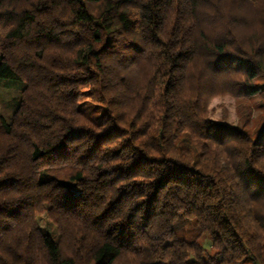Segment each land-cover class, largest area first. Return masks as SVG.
Segmentation results:
<instances>
[{"label":"trees","instance_id":"trees-1","mask_svg":"<svg viewBox=\"0 0 264 264\" xmlns=\"http://www.w3.org/2000/svg\"><path fill=\"white\" fill-rule=\"evenodd\" d=\"M259 79L264 0H0V264H264Z\"/></svg>","mask_w":264,"mask_h":264},{"label":"rangeland","instance_id":"rangeland-1","mask_svg":"<svg viewBox=\"0 0 264 264\" xmlns=\"http://www.w3.org/2000/svg\"><path fill=\"white\" fill-rule=\"evenodd\" d=\"M255 83L261 85L264 80L259 79ZM19 100V91L0 88V114L5 116L8 121L11 120ZM85 110L94 119L100 114L98 108L92 104L86 105ZM208 118L214 123L238 127L254 135L264 124V91L259 95L245 99H237L232 96L213 98L208 105ZM36 222L43 233L57 238L56 229L45 215L37 217ZM201 244L210 254L213 253L207 236H203Z\"/></svg>","mask_w":264,"mask_h":264}]
</instances>
